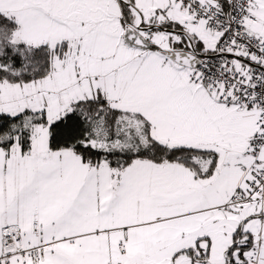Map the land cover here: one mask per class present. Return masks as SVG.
I'll use <instances>...</instances> for the list:
<instances>
[{"label": "snow or ice", "instance_id": "1", "mask_svg": "<svg viewBox=\"0 0 264 264\" xmlns=\"http://www.w3.org/2000/svg\"><path fill=\"white\" fill-rule=\"evenodd\" d=\"M0 264H264V0H0Z\"/></svg>", "mask_w": 264, "mask_h": 264}]
</instances>
